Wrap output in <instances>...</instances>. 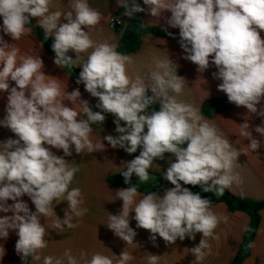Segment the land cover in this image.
Segmentation results:
<instances>
[{"label": "clouds", "instance_id": "1", "mask_svg": "<svg viewBox=\"0 0 264 264\" xmlns=\"http://www.w3.org/2000/svg\"><path fill=\"white\" fill-rule=\"evenodd\" d=\"M51 2L0 0L3 20L0 28L16 41L30 31V18H38L46 37H54V63L61 68L81 62L80 54L93 49L81 62L76 82L98 98L96 107L101 111H93L89 102L81 99L78 88L62 91L57 79L45 74L40 56H21L18 61L19 50L0 37V91L9 92L7 114L0 120V126L18 137L0 142V212L12 213L0 217V238L6 239L10 229L16 230L17 254L24 262L28 257L39 260V250L47 247V233L40 218L56 215L52 205L61 198L68 204L65 218L56 216L53 227L77 226L72 223V214L83 216L87 209L79 207L84 202L81 189L69 190L79 169L70 167L65 157L73 155V146L76 154L85 148L89 153L104 150L103 143H92L90 134L92 125L105 121L103 113H110L115 117L119 135H107L104 140L129 155L142 149L126 162L127 169L121 173L125 184L131 185L133 175L141 182L148 181V169L155 159H164L165 153H171L175 162L164 173V179L174 187L162 197L151 192L136 203V185L117 190L115 195L123 201L122 209L118 215H109L107 227L126 244L133 243L137 233L130 227L129 214L134 212L136 227L150 232L154 246L157 235L166 244H174L186 237L195 240L196 234L202 233L199 244L190 249L195 264H199L211 254L207 238H214L221 217L211 211L208 198L182 184L222 194L225 188L240 182L233 169L242 150L233 148L215 124L199 114L198 108L178 102L170 95L181 93L185 80L177 75L178 66L173 67L171 59L157 61L158 70L150 72V83L139 76L133 80L127 71L131 58L117 52L115 44L95 43L88 31L83 30L100 23V12L91 8L87 0H74L72 10L66 13L50 11ZM116 3L124 9L126 17L145 11L136 0H116ZM143 4L153 17L159 18L164 11L171 13L167 23L179 29L184 58L197 65L201 73L214 65L217 72L213 75L222 81L218 90L227 95L230 103L264 116V108L259 111L257 108L264 100V39L260 35L264 31V0H143ZM62 17L66 23H61ZM69 50L75 52L76 59L68 55ZM9 80L15 82L10 90ZM65 96L71 103L79 101L86 119L64 104ZM157 102L159 110L148 114L146 110ZM240 128L241 134L250 140L248 148L259 149L261 142L253 138L248 122ZM255 131L264 136V126H257ZM52 148L62 150L63 156L56 155ZM24 195L35 205V212L20 199ZM9 200L14 203L9 205ZM4 254L2 246L0 258ZM65 255L68 264H77L70 251ZM119 257V264L132 259L127 251H122ZM53 259L44 257V264H53ZM148 260L149 264H157L159 256L152 254ZM55 264L62 261L56 259ZM88 264H113V261L97 253Z\"/></svg>", "mask_w": 264, "mask_h": 264}, {"label": "crops", "instance_id": "2", "mask_svg": "<svg viewBox=\"0 0 264 264\" xmlns=\"http://www.w3.org/2000/svg\"><path fill=\"white\" fill-rule=\"evenodd\" d=\"M89 6L101 13L100 23L92 28H84L88 31L90 38L97 44L111 43L116 45V51L120 43L121 34L110 26V18L120 12L123 8L118 7L116 0H87ZM141 7L145 8L141 12V17L145 24L150 27L161 28L168 32L179 34L178 28H172L168 25L167 19L171 13L164 11L159 18L153 17L148 11V6L143 4V0H136ZM74 0H52L50 11H61L66 13L72 10ZM31 23L28 25L30 31L25 33L19 40H13L10 36L3 33L0 28V37L4 41L18 49L17 59L21 56H40L44 62V72L46 75L53 76L57 79L62 91L71 92L79 89L81 99L87 100L93 111H101L96 107L98 98L92 97L85 90V86L77 84L81 69V62L87 59L88 54L93 50L89 49L85 53H81V62L67 67H59L54 63L55 53L52 50L54 37H46L43 28L38 23V18H30ZM67 21L61 18V23ZM3 20L0 17V26ZM264 39V31L260 33ZM68 55L76 59L74 51L69 50ZM131 58V62L127 65L129 76L135 80L137 76L141 77L146 83H150L149 75L151 71L158 70L156 63L158 60L171 59L173 67H177V75L183 77L182 92L176 94L170 92V95L176 97L178 102L190 104L199 109V114L204 119L215 124L220 134L229 139L233 148L242 150L238 156L233 169V174H239L240 182L233 183L230 187L225 188L230 193L245 197L255 201H264V136L255 131L257 126H264V116L256 113H249L244 107H237L228 101L227 95L218 90L221 80L214 77L213 73L217 72L214 65L203 73L197 71V65L185 59L186 53L180 46L179 38H169L147 33L142 38V44L139 50L124 54ZM2 68V65H0ZM161 71H163L161 69ZM9 90L15 86V82L9 80ZM151 94V91L149 90ZM9 92L0 91V120L6 116V108L8 103ZM28 95V93H26ZM64 104L75 108L80 112V118L86 119L82 112V106L79 101L71 103L67 101L66 96L63 98ZM214 103L211 107L213 114L208 116L203 112L205 104ZM258 111L264 108V100L257 105ZM105 121L100 124L92 125L93 132L90 139L93 144L103 143L104 150L89 153L85 148L80 154H76L73 146V155L65 157L70 167H77L76 172L69 190L79 188L82 192L83 203L80 208H86L87 212L83 216H75L72 214V223L76 224L75 228L63 226L62 229L53 227L57 217L61 220L65 218V209L68 204L66 200L61 198L53 202V208L56 215L42 216L41 223L46 229L45 240L47 247L39 250V260L28 257L26 262L22 260L21 255L17 254L15 245L19 239L16 230H9L6 239L0 238V247L3 246L5 254L0 258V264H44V257H53L59 259L62 264H68L66 252L76 258L77 264H88L94 254H101L112 259L113 264H119V255L122 251H127L132 259L126 264H149L148 257L150 255L159 256L157 264H195V257L190 249L197 246L202 239V233H197L195 240L185 238L183 241L177 239L174 244H166L162 238L157 235L156 245L150 239V232L142 228L136 227V221L133 219L135 213L130 212V227L136 231L133 243L126 244L122 239L117 237L107 225L109 223V215H118L122 209L123 201L119 200L115 193L121 188H127L120 184L111 183V177L126 171V162L131 161L139 155L142 149L136 153L129 155L122 148H112L104 137L107 135L117 136L115 117L110 113H103ZM245 121L249 124L253 138L261 142L259 149L252 151L248 148L250 140L241 134L240 125ZM121 126L124 123L121 122ZM147 131V129H145ZM17 139L10 129L0 126V142L7 139ZM47 146V145H46ZM56 155L63 156L62 150L51 149ZM246 153V154H245ZM171 162H175V157L171 153H165L164 159H155L153 166L148 169L149 179L142 183L161 185V190L157 192L161 197L167 189L174 187L170 182L164 179V173L170 166ZM139 181L135 175L132 176L131 182ZM138 191V190H137ZM148 193L138 191L135 202L138 203L143 196ZM210 197L219 199L220 195L210 192ZM27 203L30 211L35 212V205L31 199L24 195L20 198ZM9 205L14 201L9 200ZM135 204L131 207L134 208ZM211 211L221 217L218 227L214 230V238H207L211 246V254L206 255L199 264H233L241 247L243 246L245 227L251 222L249 213L235 210L232 211L225 202L219 201L211 203ZM71 214V213H70ZM5 215L11 216L12 213L0 212V217ZM57 216V217H56ZM260 223L253 237L247 255L240 264H264V209L260 211ZM207 251V250H206ZM83 253V255H82Z\"/></svg>", "mask_w": 264, "mask_h": 264}, {"label": "trees", "instance_id": "3", "mask_svg": "<svg viewBox=\"0 0 264 264\" xmlns=\"http://www.w3.org/2000/svg\"><path fill=\"white\" fill-rule=\"evenodd\" d=\"M143 25V26H142ZM152 33L158 36L169 37V38H179V34L168 32L161 28L150 27L143 21L141 17V12L136 13L133 17H130V21L121 35L120 43L117 48V52L120 54H128L139 50L142 44V38L145 34ZM171 33L172 35H169ZM151 95L150 93H148ZM214 103L205 104L203 107V112L208 116L213 114L211 107ZM159 102L150 105L146 110L148 114H151L154 110H159ZM186 146V145H185ZM111 183L120 184L125 187H130L133 185L137 186V190L145 193L151 192H159L161 190V185L142 183L139 181L131 182V185L124 183V178L121 174L111 177L109 180ZM182 183V182H181ZM184 187H188L194 193H200L202 197L208 198L211 203H216L219 201L225 202L228 207L232 210H240L249 213L251 216V222L247 227V231L245 232L243 246L239 251L237 258L233 262V264H240L244 259L245 255H247L249 251L248 245L251 244L253 237L257 231V228L260 223V211L264 209V201H255L245 197L236 196L230 193L228 190L224 189L221 197L219 199H213L210 197V192H204L200 186H192V185H183Z\"/></svg>", "mask_w": 264, "mask_h": 264}, {"label": "built area", "instance_id": "4", "mask_svg": "<svg viewBox=\"0 0 264 264\" xmlns=\"http://www.w3.org/2000/svg\"><path fill=\"white\" fill-rule=\"evenodd\" d=\"M124 11H120L116 14H114L111 18H110V26L117 30L119 32V34H123V32L125 31L129 21H130V17H126L123 15Z\"/></svg>", "mask_w": 264, "mask_h": 264}]
</instances>
